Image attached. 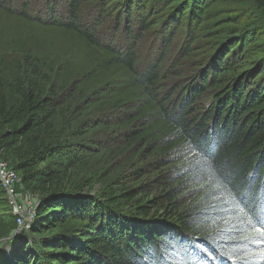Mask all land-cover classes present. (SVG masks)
Returning <instances> with one entry per match:
<instances>
[{
  "label": "trees",
  "instance_id": "16d2710c",
  "mask_svg": "<svg viewBox=\"0 0 264 264\" xmlns=\"http://www.w3.org/2000/svg\"><path fill=\"white\" fill-rule=\"evenodd\" d=\"M30 1L0 0L13 51L0 60V153L37 197L31 238L21 230L8 258L18 215L0 185V264H143L168 237L195 239L204 264H233L223 252L264 264L246 255L264 244L241 239L234 199L264 197V0H98L92 17L90 0H43L39 17ZM250 4L261 25L224 18L194 50L212 14ZM173 49L193 63L178 77ZM120 155L132 168L113 173Z\"/></svg>",
  "mask_w": 264,
  "mask_h": 264
},
{
  "label": "rangeland",
  "instance_id": "374dc122",
  "mask_svg": "<svg viewBox=\"0 0 264 264\" xmlns=\"http://www.w3.org/2000/svg\"><path fill=\"white\" fill-rule=\"evenodd\" d=\"M152 1H153L152 5H155L159 0H152ZM42 2H43V0H31L30 1V6L32 8V14H34L37 17H39L41 15V12H36V11L41 7ZM98 2H99L98 0H90L87 3H85V7H84V11H83V14L85 17H92L93 9H95ZM111 13H112V17H113L115 15L114 11ZM210 17H212V20L207 24V26L205 28H203L202 37L195 42L194 50H197L198 48H202L207 44V42H208L207 36L209 35L210 31L215 30L217 28L218 29L224 28V26L221 24V20H223L224 18L226 20L231 18L232 21H234V19L238 18L239 20H241V21L243 20V22H246L250 26L261 25L263 23L262 14L258 15V13L254 12L251 4L248 6V8H246V10L243 13L237 12L236 10L232 9L231 7H228L224 10H221L218 14L217 13L212 14ZM112 20H113L112 18L109 19L107 24L108 23L111 24ZM229 26H232V24H230ZM186 29H187L186 22H183L179 26L178 31L183 32ZM258 29L261 30L260 28H258ZM163 35H164V33L157 32L156 36H157V38H162ZM183 37H184L183 33H177V38H175L174 44H175L176 40L177 41L180 40V45H181ZM153 43H156V40H154L151 43V45H153ZM146 46H147V44H144L142 46V49H145ZM35 47L39 51V46L35 45ZM42 47L45 48L44 46H42ZM147 51H149V48ZM12 52L13 51H8L7 48H5V47H0V60L2 62V65H4V66L9 65V61L11 59V56L8 54H13ZM198 53H200V52H198ZM14 54H17V51H14ZM172 55H175L177 57V60H178L181 56V53L176 52V50L173 49ZM181 59H182V57L177 61L178 67L176 66V68L174 69V71L177 73L176 74L177 77H178V74L184 73L186 70H190L191 67H193V63H191V61H188V60L182 61V63L179 64V61ZM160 85L162 86V91H164L168 88V85L163 84V82ZM119 143L122 144L121 141ZM0 152H1V150H0ZM132 152H133V150H132ZM146 155H147V153L142 154L141 159L145 158ZM179 155H180L179 153L177 155L170 153L169 156H167L166 161H168L170 159H177L179 157ZM123 157H124L123 155L113 157L114 162L110 166L111 171H113V173L120 171V169H122V171L124 170L127 172L128 170H130V168H132V166H130L131 165L130 162H128L126 165H123V161L125 159ZM110 158H112V157H110ZM0 163H5L7 168L11 169L9 162L3 158L1 153H0ZM137 166L138 165H136L134 167H137ZM98 188H99V185H96L95 189L98 190ZM11 197L12 198L11 199L9 198V200L13 201L12 204L14 206L9 205V202L7 201L8 206L10 207L11 212L19 214L21 216V221H19V223L17 222L18 226L15 229V231L13 232V234L12 235L10 234L7 237V238H10V242L12 243V245L11 246L6 245V244L1 245L4 253H6L8 255V258L10 256H12L13 249L16 247L19 248L20 245L22 244V241H20L21 239L18 237V234L20 233L21 230L25 231L26 239L30 240L31 236L28 232V229H29L28 225H29V223L32 222V218L34 217L33 215H34V211H35V203L37 201V197L35 195L22 190L18 186V183H16L15 188H14V195ZM26 253L27 252H25L23 254V257L26 256Z\"/></svg>",
  "mask_w": 264,
  "mask_h": 264
},
{
  "label": "snow or ice",
  "instance_id": "6c2138e0",
  "mask_svg": "<svg viewBox=\"0 0 264 264\" xmlns=\"http://www.w3.org/2000/svg\"><path fill=\"white\" fill-rule=\"evenodd\" d=\"M234 199L237 207L243 213L241 224L246 226V231L241 236V239L247 240L258 237L259 239L253 240V243L264 244V197L261 198L259 203H255L249 198L247 192H243L238 196L234 195ZM213 223L215 224L216 221L213 220ZM161 249L159 258L151 253L146 254L143 264H204V257L208 256L203 248L196 244L195 239H188L185 244L174 237H168L162 241ZM221 255L226 259L233 260V264L236 260L244 259V256L234 255L230 252H223ZM246 255L264 257V248L246 253ZM208 258L211 259V256H208Z\"/></svg>",
  "mask_w": 264,
  "mask_h": 264
},
{
  "label": "built area",
  "instance_id": "2783aa9c",
  "mask_svg": "<svg viewBox=\"0 0 264 264\" xmlns=\"http://www.w3.org/2000/svg\"><path fill=\"white\" fill-rule=\"evenodd\" d=\"M18 182L19 175L12 168H7L5 163H0V185L5 191V196L9 202V205H13V201L9 200V198L11 199V196L14 195V188ZM16 215H18L17 222L19 223V221H21V216L19 214Z\"/></svg>",
  "mask_w": 264,
  "mask_h": 264
}]
</instances>
